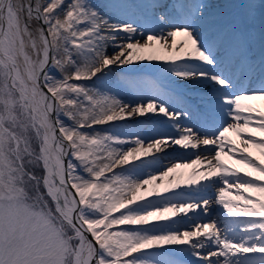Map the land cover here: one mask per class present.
I'll return each instance as SVG.
<instances>
[{"label":"snow or ice","instance_id":"snow-or-ice-1","mask_svg":"<svg viewBox=\"0 0 264 264\" xmlns=\"http://www.w3.org/2000/svg\"><path fill=\"white\" fill-rule=\"evenodd\" d=\"M211 7L0 0V264H264V0Z\"/></svg>","mask_w":264,"mask_h":264},{"label":"bare ground","instance_id":"bare-ground-1","mask_svg":"<svg viewBox=\"0 0 264 264\" xmlns=\"http://www.w3.org/2000/svg\"><path fill=\"white\" fill-rule=\"evenodd\" d=\"M136 1H137V3L148 2V0H136ZM171 1L172 0H160L161 3L168 4V5L169 4L172 5V4L176 3L175 1H172V3H171ZM105 2L104 1H98L97 4L103 5ZM205 2L212 6L211 11L214 14H220V15H223V16L229 17V18L238 17L237 13H236L237 8L231 10L232 7H230L231 5H236L237 1L232 2L231 0L230 1H228V0H205ZM240 11L241 10H239L238 13H240ZM253 11L256 13L257 22H259L257 27L255 28L253 25H250V24H252V22L247 21V20H245V22H242V25L246 29H247V27H250V30H253V31L258 33L259 28H260L261 11H259L257 9H254ZM246 85H247V81H245V86ZM253 103L264 108V101H255ZM153 125H154L153 122L148 121L147 117H144L142 121H135L132 119V120H126L122 124L117 122V126H116L115 131L122 136H129V135H135V134H140L141 136H150L153 134V131L157 128H159V131L163 132V133L170 131L169 129L161 128L158 125H155V126H153ZM100 127H103L106 129H111V128H113V125L108 124V125L98 126V130ZM158 155H160L162 157L161 166H169L170 164H172L175 160H177L179 158L180 154L169 149L166 153H160ZM119 170L120 169H117V171H119ZM158 183H159V181H158ZM213 191H215V190H213Z\"/></svg>","mask_w":264,"mask_h":264},{"label":"rangeland","instance_id":"rangeland-1","mask_svg":"<svg viewBox=\"0 0 264 264\" xmlns=\"http://www.w3.org/2000/svg\"><path fill=\"white\" fill-rule=\"evenodd\" d=\"M98 1H106V0H95V3H97ZM246 3H249V2H251V3H254V4H261V2H262V0H257V1H259V3H255V1H250V0H244ZM153 126H155V125H153ZM36 174L37 175H39L40 174V170L38 169L37 171H36Z\"/></svg>","mask_w":264,"mask_h":264}]
</instances>
